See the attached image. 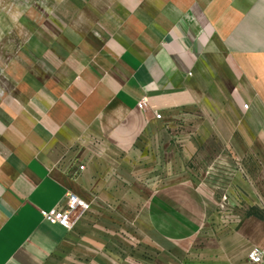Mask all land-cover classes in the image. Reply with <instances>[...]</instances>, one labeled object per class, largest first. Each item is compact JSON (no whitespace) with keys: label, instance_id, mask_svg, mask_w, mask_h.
I'll list each match as a JSON object with an SVG mask.
<instances>
[{"label":"crops","instance_id":"1","mask_svg":"<svg viewBox=\"0 0 264 264\" xmlns=\"http://www.w3.org/2000/svg\"><path fill=\"white\" fill-rule=\"evenodd\" d=\"M104 9L120 29L100 35L99 55L89 42L71 61L46 52L39 78H15L21 102L0 100V264H129L130 250L138 262L145 248L175 249L177 217L191 235L198 222L186 218L224 191L250 203L230 241L234 264H253L247 252L264 250V0ZM68 191L93 208L71 231L41 215Z\"/></svg>","mask_w":264,"mask_h":264},{"label":"rangeland","instance_id":"2","mask_svg":"<svg viewBox=\"0 0 264 264\" xmlns=\"http://www.w3.org/2000/svg\"><path fill=\"white\" fill-rule=\"evenodd\" d=\"M106 4L109 5L110 0H0V100L13 99L21 102L27 91L22 85H18L16 79L29 75L39 78L38 67L41 65L42 55L48 53L50 57L55 54V50L62 49L71 61L70 53L86 48L88 42L96 47L95 51L99 55L103 46L100 35L104 32L116 33L120 29V21L114 20L118 11L105 10ZM77 56L83 61L81 54ZM12 70L16 73H9ZM36 92L38 93V89ZM223 156L228 158V162H234L230 150L225 148ZM239 162V171L244 175V159ZM197 175L200 176L199 173ZM224 192L218 193V197L214 195L215 199L207 203L205 217L200 220L197 217L186 218L188 221L198 222L196 231L191 235L180 227L184 222L177 217L175 249L162 247L155 252L145 248L142 259H138V262L234 264L237 247L232 246L230 239L248 213L250 203L239 198L238 201H231L225 196L227 192ZM86 202L90 205L89 211L77 220L75 227L92 215V203ZM184 211L183 208H177V213L183 214ZM187 211L192 214V211ZM128 240L129 243L136 240L134 232L129 234ZM165 242L167 240L161 241V245L166 244ZM254 248L256 247L251 248L247 254ZM260 250L264 259V250ZM130 252L134 251L128 252L129 264L132 261L138 263Z\"/></svg>","mask_w":264,"mask_h":264},{"label":"built area","instance_id":"3","mask_svg":"<svg viewBox=\"0 0 264 264\" xmlns=\"http://www.w3.org/2000/svg\"><path fill=\"white\" fill-rule=\"evenodd\" d=\"M137 108L143 112L149 109V102L146 96H143L137 103ZM156 120L161 119L159 113H154ZM82 169V167H80ZM223 200H226L223 197ZM90 205L85 200L71 191L66 192L63 200L57 208L50 212H41L42 217L47 221H54L67 231H71L77 220L89 211ZM248 261L253 264H260L263 259V252L254 248L247 254Z\"/></svg>","mask_w":264,"mask_h":264}]
</instances>
